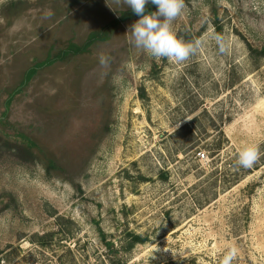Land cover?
<instances>
[{
  "label": "rangeland",
  "instance_id": "obj_1",
  "mask_svg": "<svg viewBox=\"0 0 264 264\" xmlns=\"http://www.w3.org/2000/svg\"><path fill=\"white\" fill-rule=\"evenodd\" d=\"M128 11L0 0V264H264V0H184L179 64Z\"/></svg>",
  "mask_w": 264,
  "mask_h": 264
},
{
  "label": "clouds",
  "instance_id": "obj_2",
  "mask_svg": "<svg viewBox=\"0 0 264 264\" xmlns=\"http://www.w3.org/2000/svg\"><path fill=\"white\" fill-rule=\"evenodd\" d=\"M130 12L137 17L128 29L130 43L143 53L154 59H168L179 64L194 55L199 47L195 44L178 39L172 31V22L182 14L184 0H120ZM146 5H154L155 11L146 12ZM106 58L100 57V63L105 64ZM259 158L255 146L245 145L237 150L234 166L240 169H250ZM236 249L228 248L218 261V264H233L236 259Z\"/></svg>",
  "mask_w": 264,
  "mask_h": 264
},
{
  "label": "trees",
  "instance_id": "obj_3",
  "mask_svg": "<svg viewBox=\"0 0 264 264\" xmlns=\"http://www.w3.org/2000/svg\"><path fill=\"white\" fill-rule=\"evenodd\" d=\"M154 10H155V6H154V5H146V12H147V13H150V12H152V11H154ZM128 18H139V17H137L136 15L132 14V13L130 12V10H129L128 12H126V13L123 15L122 20H126V19H128ZM249 51H250V53H251V50H249ZM253 52H254V51H253ZM138 241H140L139 238H134V239H133V243H137Z\"/></svg>",
  "mask_w": 264,
  "mask_h": 264
},
{
  "label": "built area",
  "instance_id": "obj_4",
  "mask_svg": "<svg viewBox=\"0 0 264 264\" xmlns=\"http://www.w3.org/2000/svg\"><path fill=\"white\" fill-rule=\"evenodd\" d=\"M200 157H201V158H203V157H204V155H203V154H200Z\"/></svg>",
  "mask_w": 264,
  "mask_h": 264
}]
</instances>
